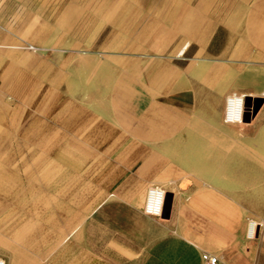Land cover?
I'll return each instance as SVG.
<instances>
[{"label":"rangeland","instance_id":"1","mask_svg":"<svg viewBox=\"0 0 264 264\" xmlns=\"http://www.w3.org/2000/svg\"><path fill=\"white\" fill-rule=\"evenodd\" d=\"M171 8L176 11L168 0H0V122L5 126L0 135L9 145L0 151V170L15 171L7 176L13 188L2 192L0 187V201L5 200L0 202V258L7 264H113V254L128 244L123 239L142 231L148 189L155 185L166 197L170 193L169 201L174 196L175 214L186 216L189 208L195 216L167 228L195 233L196 243H209L207 252L219 257L218 264H264V159L255 161L258 170L228 174L230 184L223 187L220 167H232L234 158L222 165L163 146L172 134L184 137L193 130L189 125L199 114L205 128L220 126L222 135H235L247 147V138L264 127V87L255 89L253 109L244 111L243 121L224 122L228 96L250 91L235 85L252 83L234 80L236 57L223 45L224 33L209 39L210 31L201 30L200 23L195 37L184 38L189 27L177 23ZM123 37L128 41L119 42ZM204 39L212 44L206 47ZM102 68L98 85L115 78L128 91L125 78L137 80L147 87L141 90L144 100L151 106L156 101V108L131 112L96 106L107 96L96 95L88 84L72 91L65 85L67 70L91 74ZM250 69L245 62L244 71ZM227 73L232 79L222 84ZM179 77L184 83L175 89ZM59 97L76 106L46 103ZM88 100L92 106L82 105ZM34 115L50 125L27 127ZM159 134L163 142H148L159 140L150 137ZM130 136L132 142H126ZM86 139L91 142L79 141ZM56 142L75 143L78 152L53 154ZM258 143L254 148L264 157V139ZM31 147L40 153L26 154ZM129 151L134 154L125 155ZM224 194L228 198L222 202ZM109 200L115 204L97 210ZM159 220L161 230L168 220ZM252 220L258 225L250 235ZM221 243H226V262L220 261ZM157 250L148 264L169 262L170 249ZM195 250L206 264L205 250Z\"/></svg>","mask_w":264,"mask_h":264},{"label":"crops","instance_id":"2","mask_svg":"<svg viewBox=\"0 0 264 264\" xmlns=\"http://www.w3.org/2000/svg\"><path fill=\"white\" fill-rule=\"evenodd\" d=\"M168 3L176 6V11L174 8H171L170 15L178 18L177 23L189 27L188 30H184V38L190 39L191 37H195V31L196 29H199L198 26L201 24L203 25L201 30L210 31L209 39L214 32L219 31L224 33L222 38L224 41L223 45L226 48L231 47L233 49L232 54L236 57L235 62L237 66L234 73L235 76H233L234 80L243 84V80L248 79L250 80V83H252L251 85H235L236 89H250L249 92L246 91L240 93L245 98V112L250 113L253 109V96L259 92L258 89L264 87V0H168ZM181 17H183V19H181ZM195 17H203V19L202 21H195ZM202 36H204V34ZM205 39L204 42L206 43ZM209 39L208 41H210V43H206V47L207 45L212 44V39ZM245 62L251 64L249 72L244 71ZM228 74L229 73L225 74L224 79H222L221 82L222 84H226L228 78L229 80L232 79L231 75ZM177 83L178 79L175 84ZM175 86L176 85H174V87ZM255 89L258 92L255 91ZM236 93L239 94L238 92ZM154 108H156V106ZM225 114H227V109ZM80 115L84 118V112H81ZM85 116L87 117V120L91 116L93 117L92 113L88 111L85 113ZM257 116L258 112H256L251 118V123L257 118ZM42 119L43 120L41 121L39 116L37 117L34 115L30 119V122L27 123V127L35 125L47 127L50 125L48 123L49 121L45 122V118ZM193 121L192 125L190 124L189 126H192L195 130L189 128L184 137L172 134L173 139L167 140L166 142H171L174 139L182 140L183 143L188 145V148L186 147L188 150L187 157L192 153L193 156L201 155L204 159L209 161L216 159L220 163L221 161L224 162L234 158L237 162L233 164L230 163V166L232 167H220V172L225 175L223 181H221L223 187H227L230 184L228 174L235 173L237 175H242L243 170L254 171L253 167L256 169L259 168L257 165L255 166V161L259 157L260 159H264V157H261L263 151L254 148V144L259 146V139H264V127L260 129L261 131H257L254 135L255 137L247 138L248 142H246V145L248 146L245 147L238 140L237 136L222 135L220 133V130L222 129L220 126L205 128L203 125L204 119L201 115L197 114ZM235 121L237 120L227 119L225 115L224 122L235 123ZM238 121H243V119ZM162 127L164 128V126ZM133 136H130V138L128 137L129 139H127L126 142L131 143ZM150 137H155V139L159 138L157 141L149 140L148 142L151 143H161L164 140L161 134L155 136L151 135ZM79 141L91 142L89 139ZM117 154H120V152H117ZM133 154L134 153L130 151L125 153V155L129 156ZM222 165H226L225 162ZM238 183L242 184V180L238 181ZM168 197L169 196L166 197L163 213L161 215L151 214L146 212V210L144 211L148 217L145 218V225L140 227L142 231L138 236H131L128 239H123L128 244L124 243L122 251L113 254V264H148V256H157L158 251H160L157 249L160 248L170 249V260L165 264H201L199 253L196 252L195 247L202 251H208L210 250V245L209 243H207L208 245L199 242L196 243V236L193 232H186V234L183 233L182 235L175 230H171L170 227L167 228V224L170 225L172 223H177L182 225L184 223H189L190 221L193 222L195 219L194 215L189 214V208H187L188 214L186 216H178L175 214L177 212L174 211L176 206L175 198L173 196L169 201ZM227 198L228 197L224 194L219 199L220 201L225 202ZM112 201H114V199ZM112 203L115 204L114 202ZM112 203L111 200H109L106 203L98 205L97 210L99 207H108L109 204ZM167 208L169 211L168 216H164L165 209ZM92 217H94V215ZM159 219L168 220L166 221L168 223H164L163 229L161 230L159 227L162 225V222ZM225 239L226 238L222 236L218 237L219 242H224ZM199 240L200 238L197 239V241ZM167 241H169V243H167ZM225 244L226 243H221L218 246L220 249H223V252H219L220 261L224 260L226 262L227 248ZM153 249H156L157 251H153Z\"/></svg>","mask_w":264,"mask_h":264},{"label":"bare ground","instance_id":"3","mask_svg":"<svg viewBox=\"0 0 264 264\" xmlns=\"http://www.w3.org/2000/svg\"><path fill=\"white\" fill-rule=\"evenodd\" d=\"M161 1V0H160ZM126 2V1H125ZM124 6V5H123ZM119 9V8H118ZM98 17V16H97ZM106 18V17H105ZM116 20V19H115ZM116 22V21H114ZM121 22V21H119ZM122 23V22H121ZM126 27V26H125ZM115 30V29H114ZM119 30V29H118ZM108 32V31H107ZM118 32V31H117ZM121 33V32H120ZM128 35V34H127ZM134 35V34H133ZM113 37V34L111 35ZM110 36V37H111ZM115 36V35H114ZM126 37V36H125ZM108 38V37H107ZM109 40V39H108ZM111 40V38H110ZM133 40V39H132ZM112 41V40H111ZM119 42H127L128 39L126 38H119L118 39ZM106 42V41H105ZM136 46V45H135ZM122 48V47H121ZM135 62V61H134ZM82 63V62H81ZM87 64H89L88 62H85ZM104 67V66H103ZM105 68V67H104ZM104 68L101 69V71H98V72H93L90 74V71H86L84 73H81V74H78L77 72L73 71V70H67L66 72H68L69 75H65V78L64 80L66 81L65 85L67 86V88L69 90H75L74 88H78L79 85H85V84H88L89 86V89L90 88H93L96 95H106L107 96V99L103 100V101H98L96 103V106H107V107H111V108H117L119 106L121 107H124L128 110H134V109H137V108H142V107H146V106H151V104L148 105L147 101L144 100L143 98V94H145V92H141V90H147V87L142 85L141 82H138L137 80H133L131 82V80L126 77L125 79L128 80L129 84H131V87H130V90H126V87L124 86L125 83H117L116 82V79H110L109 81H106L104 82L103 84H100L98 85V82L101 81V79H103L104 77V73H105V70L102 71ZM204 68V67H203ZM53 69V68H52ZM137 69V68H136ZM209 69V68H208ZM54 70V69H53ZM52 70V71H53ZM123 70V69H122ZM125 70V69H124ZM207 70V69H206ZM47 72V71H46ZM127 71H125V73L123 74H126ZM135 72V71H134ZM156 72V71H155ZM208 72V71H207ZM50 73V72H49ZM56 73V72H55ZM59 73V72H58ZM129 73V71H128ZM152 73V72H151ZM133 74V73H132ZM130 74V75H132ZM135 74V73H134ZM206 74V73H205ZM57 75V74H56ZM109 75V74H108ZM122 75V74H121ZM156 75V74H155ZM204 75V74H203ZM23 76V75H22ZM51 76V75H50ZM111 76V75H110ZM110 76H107V77H110ZM119 76V75H118ZM128 76V75H126ZM106 77V78H107ZM113 77V76H112ZM125 77V76H124ZM150 77V76H149ZM20 78V77H19ZM123 78V77H122ZM154 78V77H153ZM121 79V78H120ZM140 79V78H139ZM17 80H19L17 78ZM16 80V81H17ZM183 82L181 81L180 77L178 79V83L175 84V89H179L180 88V81L182 82V84L184 83V79H182ZM22 82H25L23 79L21 80ZM186 81V80H185ZM20 82V81H19ZM28 82V81H27ZM156 82V81H155ZM14 85V84H13ZM28 84H26L27 86ZM155 85V84H154ZM29 86L32 87L33 86V83L29 82ZM185 86V85H184ZM15 87V86H14ZM34 87H35V84H34ZM88 87V86H87ZM33 88V87H32ZM181 88H182V85H181ZM92 89V90H93ZM16 90V89H15ZM59 91V90H58ZM15 92V91H14ZM58 95V93H57ZM61 97V95H59ZM59 97L58 100H55V99H48L46 101V103L49 104L50 103H53L54 105L58 106H64V107H69V106H72L74 105V107L76 106L75 105V102H70V100H67L64 101L63 99H61ZM244 97L241 96V95H229L228 96V99H227V114H226V118L229 119V120H242L243 119V114H244ZM89 105V106H92L93 102L92 101H87V103H82V105ZM157 104L156 101H154L152 103V106L151 107H155ZM4 117V116H3ZM3 120V119H2ZM1 121V119H0ZM5 127V126H4ZM2 123L0 122V130L3 129L4 131V128ZM2 132V131H0ZM4 132H2L3 134ZM2 134L0 135V151L1 150H7V146L6 145V141L4 138H6L5 136H2ZM4 135V134H3ZM3 137V138H2ZM18 137V136H17ZM61 137L59 134H57L55 136V138H59ZM78 137V136H77ZM94 136H90V138H92ZM8 138V137H7ZM34 138H36V135L34 136ZM49 138H52L51 136H49ZM95 138V137H94ZM179 138V137H178ZM60 139V138H59ZM55 146H57V148L55 149V151L53 152V154H56V155H64V154H72L74 153V155L78 152V148L76 147L75 143L72 144V142H66L65 145L63 143H61L59 145V142H56L54 144ZM53 145V146H54ZM53 146H50L48 149L52 148ZM165 148L167 149H171L172 151L174 152H177V153H180V154H184L186 153L188 150L186 148L185 145H183V142L182 140H177V139H174L173 141H168V142H165L164 145H163ZM48 151V150H47ZM46 150L45 151H42L41 154H45L47 152ZM76 152V153H75ZM132 152V151H130ZM40 152H38V149L34 148V147H31L30 148V153L27 152L26 154H32V155H35L36 154H39ZM48 153V152H47ZM2 165V164H1ZM2 167V166H1ZM6 169V168H5ZM9 169V168H8ZM6 171L4 170H0V175L2 177H0V179L2 180V182H0V187L2 189V192H7V190L9 188H13V185L12 183L10 184L7 179H8V175H13L15 173V171L13 170L12 173L11 171L8 173H5ZM7 174V175H6ZM166 195V192L165 190H158V192H156L155 194L151 195L150 196V199L152 201H154L156 199V195ZM153 197V198H152ZM2 202H5V200L2 198L1 201ZM14 202V201H13ZM257 225H258V222H256L255 220H252L250 222V227H249V234L250 235H253L254 234V231L255 229L257 228ZM0 264H7L6 261L4 259H1L0 258Z\"/></svg>","mask_w":264,"mask_h":264},{"label":"built area","instance_id":"4","mask_svg":"<svg viewBox=\"0 0 264 264\" xmlns=\"http://www.w3.org/2000/svg\"><path fill=\"white\" fill-rule=\"evenodd\" d=\"M158 190L163 191V189H161L157 185L149 187L145 210L146 212L151 214L161 215L163 213V207L166 197L160 194V195H156V199L154 201L150 199V196L158 192ZM202 259L206 264H218L219 262V258L217 255L207 251L202 252Z\"/></svg>","mask_w":264,"mask_h":264},{"label":"water","instance_id":"5","mask_svg":"<svg viewBox=\"0 0 264 264\" xmlns=\"http://www.w3.org/2000/svg\"><path fill=\"white\" fill-rule=\"evenodd\" d=\"M170 195V193L168 194V196ZM168 208L167 209H165V213H164V216H168Z\"/></svg>","mask_w":264,"mask_h":264}]
</instances>
